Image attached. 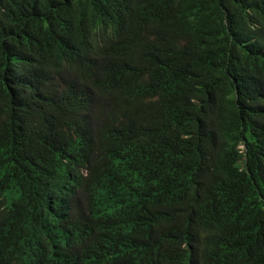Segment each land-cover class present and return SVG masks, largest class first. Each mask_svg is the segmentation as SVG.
<instances>
[{
	"label": "trees",
	"instance_id": "trees-1",
	"mask_svg": "<svg viewBox=\"0 0 264 264\" xmlns=\"http://www.w3.org/2000/svg\"><path fill=\"white\" fill-rule=\"evenodd\" d=\"M0 264H264V0H0Z\"/></svg>",
	"mask_w": 264,
	"mask_h": 264
}]
</instances>
